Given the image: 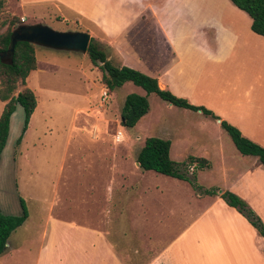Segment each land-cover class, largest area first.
Segmentation results:
<instances>
[{"label": "crops", "instance_id": "0c3cea01", "mask_svg": "<svg viewBox=\"0 0 264 264\" xmlns=\"http://www.w3.org/2000/svg\"><path fill=\"white\" fill-rule=\"evenodd\" d=\"M18 2L21 9L53 4L62 20L77 22L82 26L80 31L88 33L90 38L97 36L98 41L94 40L109 50L107 60L116 58L114 66H125L155 78L159 89L186 99L191 105L204 107L219 118L218 126L220 121H225L244 138L264 148V38L251 31V19L230 0ZM240 69H245L244 79L237 77ZM36 71L38 67L26 79L29 89V80ZM104 91L106 103L101 98ZM99 98L100 105L109 103L107 89H101ZM3 106L0 102L1 112ZM90 109L88 104L75 111L79 114ZM185 111L202 115L199 111ZM34 114L18 145L20 150ZM72 123L71 131L76 130L80 138L87 139L88 128L78 126L75 119ZM119 128L121 141H115V134L113 144L102 141L110 142L111 146L109 154L100 160L102 166L97 175L100 184L96 188L88 183L82 197L77 199L76 194L68 191L67 217L61 212L54 216L51 235L39 248L35 264H198L203 259L211 260L210 264H264V238L221 197L212 198L213 203L202 216L190 220H182L186 209L181 212V204L170 210V207H160L159 199H150L158 197V187H146L143 176L153 171H141L136 165L137 153L143 145L132 155L135 141L130 139L131 134H126V129ZM90 140L100 141L91 137ZM38 144L42 143L38 141ZM49 144L53 146L52 141ZM188 157L195 156H187L184 162ZM50 160L53 164L54 156ZM207 161L212 163L210 157ZM242 164V170L239 166L228 167L239 169L240 173L222 192L235 191V195L252 207L242 190L258 189L264 172L259 169L258 160ZM256 192L257 206H264V193ZM191 196L202 199V194ZM95 202L102 206V210H97L98 215L90 211ZM218 206L228 210L239 224L201 219ZM92 218L93 223L89 220ZM230 224L241 228L247 237L230 230ZM7 249L8 246L2 255Z\"/></svg>", "mask_w": 264, "mask_h": 264}, {"label": "rangeland", "instance_id": "374dc122", "mask_svg": "<svg viewBox=\"0 0 264 264\" xmlns=\"http://www.w3.org/2000/svg\"><path fill=\"white\" fill-rule=\"evenodd\" d=\"M59 16L51 3L21 9L18 0H5L0 11V33L7 29L12 17L24 24H41L58 32L80 31L82 28L77 22L64 21ZM92 38L97 40V36ZM35 58L38 71L29 80L30 89L37 97L32 124L20 150L16 141L22 135L23 111L20 107L17 108L12 117L8 145L0 163V213L5 216H19L21 198L25 202L28 217L10 235L7 253L0 257V264H35L39 248L46 242V237L51 235L54 216L61 212L60 214L67 217L68 191L76 194L77 199L82 197L88 183L98 187L101 182L97 176L98 168L102 166L99 165L100 160L109 154L113 136L120 130L121 105L125 96L130 93L146 97L150 107L149 112L134 129L126 130V134H131L130 139L135 141L131 149L132 155L143 145L146 138L161 137L170 140L169 157L176 166H181L187 156L207 160L210 157L211 170L205 168L201 171L193 166L187 168L186 175L193 180L191 183H179L154 172H145L143 176L146 187H158V197L149 198L159 199L160 207L174 210V205L181 204V212L186 209L182 220L199 218L213 203L212 198L221 196L222 190L240 173L239 169L232 170L229 166H239L242 170L243 162H252L254 159L257 161L256 158L242 156L237 152L231 138L217 125L218 120L203 114L195 116L191 112L169 106L156 95H147L131 83L109 93V103L100 105V91L105 89L101 79L99 80L101 72L93 68L86 55L68 54L35 46ZM115 59L113 57V64H116ZM239 73L236 76L244 79L245 69H240ZM88 104L91 105L88 112L76 113V109ZM73 119L78 126L88 128L90 133L86 135L87 139L84 136L80 138L76 130L71 131ZM90 137L100 141H91ZM38 141L42 144H38ZM51 141L53 146L49 144ZM102 141H110L111 144ZM52 156L53 164L50 160ZM35 158L42 163L36 162ZM258 165L264 172L259 162ZM260 187L243 188L242 192L251 202L250 209L254 215L264 223V210L260 208L264 206H257L254 198L256 190L264 193V180ZM230 193L236 194L235 191ZM200 194L202 199L191 196ZM58 201L61 203L58 204ZM100 208L102 210V206L95 202L90 206V211L98 215L100 211L97 210ZM206 214L207 212L201 218L204 221L219 220L239 224L228 210L220 206ZM89 220L91 223L95 222L93 218ZM235 224H230L229 229L246 236ZM210 262L209 259H203L197 263Z\"/></svg>", "mask_w": 264, "mask_h": 264}, {"label": "trees", "instance_id": "16d2710c", "mask_svg": "<svg viewBox=\"0 0 264 264\" xmlns=\"http://www.w3.org/2000/svg\"><path fill=\"white\" fill-rule=\"evenodd\" d=\"M239 10L251 19L250 29L253 33L264 38V0H230ZM5 0H0V11ZM24 25L19 19L12 17L7 29L0 33V53L7 50L11 32L18 26ZM86 55L92 65L101 72V84L108 93H113L124 84L131 83L141 88L147 95L154 94L161 101L178 109L201 112L214 120H219L214 114L204 107L191 105L186 99L176 97L169 91L161 90L155 78L149 77L137 70L114 66L111 60H107L109 50L101 48L99 43L90 38ZM37 67L35 58V46L19 42L15 45L14 52L9 63L0 60V102L4 104L0 114V156L6 145L9 132L10 117L19 104L24 111L25 132L30 116L37 106V100L26 85L29 74ZM149 102L146 97L130 93L125 96L120 113V125L126 130H132L137 123L149 112ZM220 127L231 138L236 150L242 156L255 157L264 167V148L244 138L241 133L225 121H220ZM22 135L16 141L19 145ZM171 143L158 137H148L138 151L136 162L141 171H153L157 174L168 176L182 181L192 182L188 178L186 170L193 166L199 170L210 168V163L204 158L188 157L181 166H176L169 157ZM206 194L208 191H205ZM231 208L236 209L264 238V224L259 217L254 215L247 203L228 191L220 196ZM21 214L19 216H5L0 213V256L6 251L10 235L20 227L28 217L26 205L23 199H19ZM264 253V250H263Z\"/></svg>", "mask_w": 264, "mask_h": 264}, {"label": "water", "instance_id": "95a60500", "mask_svg": "<svg viewBox=\"0 0 264 264\" xmlns=\"http://www.w3.org/2000/svg\"><path fill=\"white\" fill-rule=\"evenodd\" d=\"M90 41V35L81 31H65L58 32L41 24H24L15 28L9 37V46L7 50L0 53V60L4 63H9L14 52L15 45L19 42H25L33 46H39L54 51L73 52L78 54H86L87 47ZM23 108L18 104L15 111L10 117L9 132L6 140L9 141V136L12 130V117L17 108ZM24 127V111L23 125ZM21 129V130H22ZM18 140V139H17ZM5 148V147H4ZM139 166L138 163H136Z\"/></svg>", "mask_w": 264, "mask_h": 264}, {"label": "built area", "instance_id": "2783aa9c", "mask_svg": "<svg viewBox=\"0 0 264 264\" xmlns=\"http://www.w3.org/2000/svg\"><path fill=\"white\" fill-rule=\"evenodd\" d=\"M22 21H24L23 19H21ZM101 98H102V102L103 103H106V99H107V93H106V91H104L102 94H101ZM121 138H122V133H121V131H117L116 133H115V141L116 142H119V141H121Z\"/></svg>", "mask_w": 264, "mask_h": 264}]
</instances>
